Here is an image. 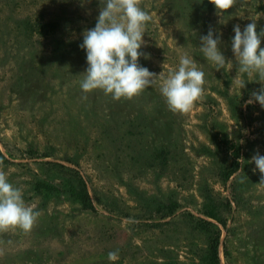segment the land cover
Returning a JSON list of instances; mask_svg holds the SVG:
<instances>
[{
  "label": "rangeland",
  "instance_id": "1",
  "mask_svg": "<svg viewBox=\"0 0 264 264\" xmlns=\"http://www.w3.org/2000/svg\"><path fill=\"white\" fill-rule=\"evenodd\" d=\"M101 6L0 0V171L41 213L29 233H0V264H264V185L249 162L264 155V108L245 107L264 85L237 73L231 49L235 25L264 29V0L218 13L210 0H141L152 19L139 64L167 76L187 54L205 73L186 114L159 82L131 100L82 91V34ZM209 28L233 67L200 51Z\"/></svg>",
  "mask_w": 264,
  "mask_h": 264
},
{
  "label": "clouds",
  "instance_id": "2",
  "mask_svg": "<svg viewBox=\"0 0 264 264\" xmlns=\"http://www.w3.org/2000/svg\"><path fill=\"white\" fill-rule=\"evenodd\" d=\"M101 8L95 27L83 32L80 48L86 51L87 69L80 87L84 93L102 90L111 95L113 100L129 99L140 95L145 89L159 82V89L165 98L168 108L173 113L186 114L195 102L204 95L205 73L197 67L195 61L187 54L179 59L178 68L167 76L150 72L139 64L143 56L140 51L145 44L143 36L145 26L152 16L140 7L141 0H100ZM218 12H226L237 3V0H210ZM234 37L231 49L237 64V73L252 75L255 73L264 85V29L257 32L255 22L247 24L243 31L239 25L233 28ZM200 51L205 59L219 71L233 62L227 60L220 49L221 38L212 28L207 35L199 37ZM245 86L240 81V88ZM87 97L85 96L84 99ZM258 102L264 108V86L251 93L245 101V107ZM244 143V141H240ZM250 163L258 169L260 183L264 185V155L257 150ZM41 213L32 206L26 205L21 188L9 182L6 174L0 171V233L20 229L29 233ZM118 251L108 253L109 261L118 259Z\"/></svg>",
  "mask_w": 264,
  "mask_h": 264
}]
</instances>
